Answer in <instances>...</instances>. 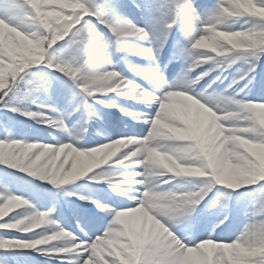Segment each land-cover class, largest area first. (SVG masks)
Here are the masks:
<instances>
[{
  "label": "snow or ice",
  "instance_id": "1",
  "mask_svg": "<svg viewBox=\"0 0 264 264\" xmlns=\"http://www.w3.org/2000/svg\"><path fill=\"white\" fill-rule=\"evenodd\" d=\"M132 6L143 24L122 13L129 6L108 0H0L5 115L19 113L65 129L70 112L62 116L49 102L35 111L22 106L35 103L37 92H47L48 76L81 98L74 110L88 118L97 117L93 104H100L147 126L143 135L86 150L74 146L75 137L71 143L25 141L5 127L0 164L57 186L92 173L91 179H106L122 199L115 206L92 201L111 219L106 226L104 217L84 221L77 235L55 223L54 208L39 211L0 184V264H30L18 250H32L56 264H264V98L249 100L245 92L264 57V0H132ZM166 45L169 62L186 65L172 83L159 66ZM116 51L148 87L113 62ZM133 54L148 67L136 66ZM237 61L248 67L238 70L223 92L209 93ZM216 69L220 75L198 91ZM107 94L145 102L151 111L133 112L102 98ZM169 184L174 190L162 189ZM242 188L246 191L239 193ZM213 189L219 195L205 201ZM234 193L237 201L246 198L242 210L248 223L233 238L223 233ZM209 208L217 210L202 222L201 212Z\"/></svg>",
  "mask_w": 264,
  "mask_h": 264
},
{
  "label": "rangeland",
  "instance_id": "2",
  "mask_svg": "<svg viewBox=\"0 0 264 264\" xmlns=\"http://www.w3.org/2000/svg\"><path fill=\"white\" fill-rule=\"evenodd\" d=\"M137 2L139 3L140 0H137ZM207 2L212 3L214 0H207ZM108 3L129 6L123 8L122 13L132 21L135 19L137 12L135 7L132 6V0H108ZM240 23H242V21L238 22L234 25V27H239ZM123 55V52L116 51L112 54L111 58L114 63L119 62V67L130 79H133L137 83L141 84L146 82L149 86L148 81L132 73L128 67L123 64V61L120 59ZM169 56L170 49L168 46H165L159 55V66L163 69V75L167 82L172 83L177 73H179L186 65L183 60L172 61L170 63ZM130 59L136 66L141 68L148 67V61L138 55L133 54ZM249 59L251 61L252 58L250 57ZM241 63L245 66L248 65L244 61H237L235 64L239 66ZM197 72H199V70H197ZM216 72L217 71H215V73L213 72L209 78H212L213 80V76L217 74ZM254 76L255 81L249 86L250 90L245 89L249 100L264 98V57H261L259 60ZM44 78L49 82L47 85V92H37L35 96V103H33L32 100L23 101V103H26V108L31 111L36 109L37 104L49 102L55 105L62 116L66 112H70L71 114L67 115V118L63 120L65 129L52 128L47 124H42L43 127L41 129L32 130L30 128L31 130L28 131L33 120L25 117L24 115H20L19 113L7 112L5 115L6 109L0 108V114L7 117L8 131H11L12 126L23 124L21 129L11 131V133L15 134V139L25 141L42 140L47 143H55L57 141L71 143L73 142V137H75L74 146H83V149L86 150L92 147L100 146L103 143L110 142V140L121 138L125 135L137 136L143 135L146 132V125L135 122L129 116L124 115L118 108H106L100 104H93V108L96 109L98 115L96 118H88L87 114L83 110H74V106H77L80 103L81 98L79 96L68 95L63 90L60 81L53 80L48 76H45ZM226 83L227 82L224 81L218 86V88L210 89L208 92H223L226 88ZM243 85L244 81H241L239 87H243ZM148 86L146 85V87ZM73 91L78 90L74 89ZM241 95H244V93H241ZM102 98L114 99L124 108L133 112L151 111L150 109L144 107L145 102L142 101L136 102L127 100L119 96H115L114 94H107ZM69 101H71V106ZM46 114L52 115L51 113ZM121 129L122 134H114L113 130L115 131ZM0 134V138H3L4 132H1ZM86 162L87 161H85V163ZM107 167L108 166H102V168ZM98 171H100V169L94 170V172ZM91 176L92 173H89L68 185L57 186L52 185L51 183H46L45 190L41 194H37L35 191L27 187L20 186L19 184L13 186L11 191L14 192V194L27 198L39 211H47L49 208H54L55 211L53 212L51 218L55 221V223L63 226L65 230L74 231L75 234L81 235L80 228L84 227V221L95 219L97 217H104L103 223L106 226L108 221L111 219L110 217H107L105 213L100 212V210L96 207V204L92 203V201L113 204V202L119 203L122 199V197L117 196V194L113 192L106 179L93 180L90 178ZM162 189L174 190L171 184L163 185ZM245 191L246 189L242 188L239 190V193H244ZM217 195L219 194L215 193V190L213 189L209 192L208 196L205 197V201L209 199L215 201ZM80 197H88L89 199H81ZM205 201H202L201 205L196 206L198 212H200ZM245 202V197H241V199L237 201L236 193L233 194V198L229 201V207L227 209L229 219L225 221L228 228L226 233L223 234L231 235L234 238L235 235H239V231L243 229V226L246 223H248V216L242 210ZM113 206L115 205L113 204ZM216 210V208H209L207 213L201 212V221L203 222V219L207 214L215 213ZM215 222L216 221L213 218V223ZM77 225H79V227H77ZM48 227L51 228V225ZM221 228H224V225H220L216 231L219 233ZM85 231H87V229H85ZM23 254H27L32 258L29 260L30 264H56L55 261H50L47 257L38 255L32 250H23Z\"/></svg>",
  "mask_w": 264,
  "mask_h": 264
},
{
  "label": "trees",
  "instance_id": "3",
  "mask_svg": "<svg viewBox=\"0 0 264 264\" xmlns=\"http://www.w3.org/2000/svg\"><path fill=\"white\" fill-rule=\"evenodd\" d=\"M25 105H26V103H22L23 107ZM25 108H26V106H25ZM35 110L36 109H33L32 111H35ZM25 117H27V116H25ZM27 118L33 120L32 125L29 126L28 131H30L31 129L32 130L41 129L43 127L42 124L36 123V121L34 119H32L30 117H27ZM22 126H23V124H18V125L12 126L11 131L19 130L22 128ZM5 127H7V117L2 116L0 114V133L4 132ZM11 131H9V132L11 133ZM11 135L13 136V138H15L14 133H11ZM46 183H50V182L43 180L40 177H34L28 173L21 172L18 169H12L6 165L0 164V184H6L10 190H12L13 186H15L16 184H19L20 186H24V187H27V188L35 191L37 194H41L45 190V187H46L45 184ZM16 210H18V209H13V211H16ZM11 214L12 213H9V215H11ZM17 235H19V234H17ZM18 251H21L23 253V250H18ZM24 256L26 258H28V260L32 259L27 254H24Z\"/></svg>",
  "mask_w": 264,
  "mask_h": 264
},
{
  "label": "bare ground",
  "instance_id": "4",
  "mask_svg": "<svg viewBox=\"0 0 264 264\" xmlns=\"http://www.w3.org/2000/svg\"><path fill=\"white\" fill-rule=\"evenodd\" d=\"M136 17H135V19L133 20V23H137V24H141V23H144V20H143V18H141V17H139L138 15H135ZM134 17V16H133ZM137 21V22H136ZM167 46V45H166ZM169 47V46H168ZM259 64V63H258ZM248 67V65H244V64H240L239 66H237L236 64H233V65H231L228 69H227V71H225L224 72V76H226L227 77V79H224L223 80V82L225 81V82H227L226 83V86L225 87H227V85H228V83L231 81V79L234 77V76H236V74H237V71L238 70H243V69H246ZM199 70V69H198ZM200 71V70H199ZM215 71H217L216 73V75L215 76H213V80L215 79V77L217 76V75H220V70L219 69H216V70H214L213 72L215 73ZM181 72H182V70L179 72V73H177V75H176V77L174 78V81L181 75ZM213 72H211L210 73V75H209V77L212 75V73ZM252 75H254V73L252 74ZM209 77H206L205 78V80H202V82L200 83V85H203V87L204 88H207V84H209V83H211V80H212V78H209ZM255 81V80H254ZM254 81H253V83H254ZM223 82H221L220 80H217L216 81V83L215 84H212V87L211 88H208V91L210 90V89H216V88H218V86L221 84V83H223ZM143 85L146 87V85L148 86V83L146 84V82L145 83H143ZM200 85H198V87H197V90L198 91H203V88L200 86ZM209 93H213V92H209ZM119 122H120V120H119ZM113 132H114V134H122V129L121 130H113ZM195 179H199V178H195Z\"/></svg>",
  "mask_w": 264,
  "mask_h": 264
}]
</instances>
